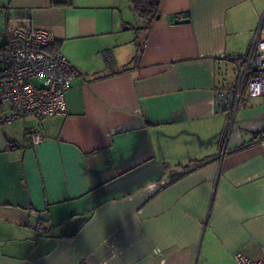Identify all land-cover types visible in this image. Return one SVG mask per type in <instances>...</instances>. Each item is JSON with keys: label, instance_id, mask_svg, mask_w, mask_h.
<instances>
[{"label": "crops", "instance_id": "crops-1", "mask_svg": "<svg viewBox=\"0 0 264 264\" xmlns=\"http://www.w3.org/2000/svg\"><path fill=\"white\" fill-rule=\"evenodd\" d=\"M262 14L264 0H161L144 29L131 0H0L6 31H51L77 72L63 115L0 121V264L258 259L264 97L237 100L232 59Z\"/></svg>", "mask_w": 264, "mask_h": 264}, {"label": "built area", "instance_id": "built-area-1", "mask_svg": "<svg viewBox=\"0 0 264 264\" xmlns=\"http://www.w3.org/2000/svg\"><path fill=\"white\" fill-rule=\"evenodd\" d=\"M182 15L174 21L181 23ZM51 31L37 28L7 29L5 44L0 50V105H7L9 113L3 122L13 123L33 116L49 118L65 113L64 94L77 72L59 53L47 50L54 44ZM238 68L237 100L264 97V14L245 55L233 58ZM226 98L220 97L218 105ZM32 146L40 145L44 137L29 133ZM43 233L41 224L29 226ZM235 264H264V249L258 259H250L241 252L233 255Z\"/></svg>", "mask_w": 264, "mask_h": 264}, {"label": "trees", "instance_id": "trees-1", "mask_svg": "<svg viewBox=\"0 0 264 264\" xmlns=\"http://www.w3.org/2000/svg\"><path fill=\"white\" fill-rule=\"evenodd\" d=\"M160 1L161 0H131L132 10L134 11L137 19L142 22L141 28L148 29L152 21L156 19V17L159 15ZM3 39V44L0 47V50L5 44V37ZM51 47L47 51L50 53L56 52V50H52ZM2 120L3 118H0L1 122ZM257 136L262 137L264 135L258 134ZM206 160L207 159L201 161H194L185 167H178L181 168L182 173L177 178H180L181 176L200 168L201 166L206 164Z\"/></svg>", "mask_w": 264, "mask_h": 264}, {"label": "rangeland", "instance_id": "rangeland-1", "mask_svg": "<svg viewBox=\"0 0 264 264\" xmlns=\"http://www.w3.org/2000/svg\"><path fill=\"white\" fill-rule=\"evenodd\" d=\"M5 28H6L5 23L0 19V43H1L2 37L6 35V29ZM137 28H139V26L138 25H134V30L130 31L129 33H130V36L132 38L133 43H136V44L140 43L141 44V42L143 40V33H141V31H139V29L136 30ZM135 30L138 33H136ZM131 51H133V50H131Z\"/></svg>", "mask_w": 264, "mask_h": 264}, {"label": "water", "instance_id": "water-1", "mask_svg": "<svg viewBox=\"0 0 264 264\" xmlns=\"http://www.w3.org/2000/svg\"><path fill=\"white\" fill-rule=\"evenodd\" d=\"M159 16L156 17V19H158Z\"/></svg>", "mask_w": 264, "mask_h": 264}]
</instances>
